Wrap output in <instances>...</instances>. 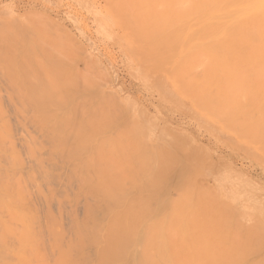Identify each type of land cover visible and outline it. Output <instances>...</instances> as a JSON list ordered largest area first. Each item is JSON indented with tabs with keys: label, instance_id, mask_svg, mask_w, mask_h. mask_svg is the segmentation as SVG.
Listing matches in <instances>:
<instances>
[{
	"label": "bare ground",
	"instance_id": "obj_1",
	"mask_svg": "<svg viewBox=\"0 0 264 264\" xmlns=\"http://www.w3.org/2000/svg\"><path fill=\"white\" fill-rule=\"evenodd\" d=\"M103 2L109 8L110 13L109 12L108 13L109 14L112 13L111 14L112 16H113V14L116 15L121 22V27L122 26L126 27V29L123 27L122 28L126 30L127 35L129 37L136 38L137 40H139L142 43L141 48L143 49L144 52H147L146 56L150 57V58H147V61L153 67L154 71L159 73V78H158L159 79V88L160 87L164 88L167 86V84H171V86H173V88H174L173 92L179 93V95L182 98H184L186 101H188L193 110L200 111V113H201L200 115L205 117L203 119L206 121V123L210 124V126L213 130H214V128H216V130L218 131V133L220 135H225L227 138H230V139H231V136H233L238 141L237 144L240 146L241 149H243L244 147H247V146L251 147V149L255 150L258 153V155L260 156V158L264 161V0H103ZM106 5H105V7H106ZM26 13H24L25 16L27 15ZM108 13H107V15H108ZM5 14H6V12H5ZM30 14L33 16L32 13H30ZM30 14H28V15L30 16ZM43 16H45V15H43ZM26 19L28 20L29 17ZM42 19H44V18H42ZM46 19H48V18H46ZM50 22H48V23H50ZM12 27H14V25L13 26L11 25V28L8 27V29L10 30V29H12ZM2 29H4V28H2ZM8 29H5L3 31L7 32ZM15 29H18V28H15ZM19 30H21V29H19ZM32 31H33L32 34H34L35 30H32ZM53 32H55V31H53ZM14 33H16V32H14ZM21 33H22V31H21ZM24 34H23V36H24ZM14 35H16V34H14ZM18 35L21 36V34H18ZM36 35H37V37L40 36V35L38 36V34L35 33V36ZM64 36H65V34H64ZM12 37L14 38L15 36L12 35ZM37 37H35V39H33V37H32L31 39L37 40V42L39 44H41L38 41L40 38L38 39ZM42 38H44V36ZM45 39L47 42V38H45ZM23 40H25V39H23ZM56 41L59 42L58 40H56ZM0 42L3 43V41H0ZM21 42H22V40H21ZM126 42H127V40H126ZM26 43L28 44V42H25V47H26ZM33 44H31V45H33ZM5 45H6V43H5ZM7 45L10 46L9 43ZM43 45L45 46L44 42H43ZM43 45L41 44L38 46L43 47ZM47 45H48V42H47ZM27 46H30V45H27ZM56 46H57V44L55 45V47ZM4 47H6V46H4ZM11 47H12V44H11ZM16 47H17V45H16ZM58 47H60V44ZM19 48H21V47H19ZM30 48H31V46H30ZM76 48H78V47H76ZM25 49H23V51H25ZM2 50H5V49L2 48ZM15 50H16L15 52H17L16 48H15ZM54 50L56 51V49H54ZM78 50H81V48L79 47ZM7 51H10V50H6L5 53ZM21 51H22V49H21ZM49 51H50V49H49ZM82 51L83 50H81L80 52H82ZM2 52L3 51H1L0 53H2ZM26 52H28V51L26 50ZM32 52H29V54ZM80 52L77 51V54ZM10 53H12V52L10 51ZM10 53H8V54H10ZM23 53L24 52H22V54ZM62 53L63 52H61V54ZM12 54H10L8 56H12L11 58L13 59L14 55H12ZM61 54L59 53V55H61ZM26 56H25V59H27ZM29 56H31V54L28 55V57ZM35 56H37V55L35 54ZM4 57H6V56H4ZM4 57L2 56L1 58H4ZM61 57H62V55H61ZM80 57H81V54H80ZM11 58L9 59V62L6 60L8 62V64L6 66L11 64V62H16V61H11L12 60ZM14 58H15V56H14ZM21 58L22 57H20V60H18V61H20L23 64L24 62H22L23 60L21 61ZM30 58L33 59V56L29 57V59ZM38 58H39V54H38ZM44 58H46V57H44ZM56 58H57V56H56ZM7 59H8V57H7ZM29 59H27V62H28L27 64L31 66V64L35 61L33 60L32 63L29 64V61H30ZM60 59H58V60H60ZM63 59L65 60V58H63ZM71 59H73V58H71ZM75 59L78 60V58H75ZM91 59H90V61H91ZM136 59H137V57H136ZM85 60H86V58H85ZM24 61H26V60H24ZM42 62H43V60H42ZM85 62H87V61H85ZM87 63H89V62H87ZM91 63H93V62H91ZM12 64L14 65L15 63H12ZM22 64L20 65V67L18 69H20L21 66H25V68H26L27 64H25V65L24 64L22 65ZM38 64H39V62H38ZM45 64H46V62H45ZM93 64H95V63H93ZM13 65H10V66L14 69ZM62 65L65 67L64 64H62ZM90 65L91 64H89V66ZM0 66H1L0 68H2V71L4 68H7L4 70L9 72L8 67H6V66L4 67L2 65H0ZM17 66L15 64V67H17ZM48 66L49 65H47L45 67V69ZM37 67H39V66H37ZM71 67L73 68V66H71ZM74 67H75L74 72L78 74V72H76L77 69H76L75 65H74ZM81 67H82V65H81ZM96 67H97V65H96ZM61 69H63V68H61ZM65 69L67 70V68H65ZM94 69H96L95 66H94ZM11 70L9 73L12 75L13 72H11ZM15 70L16 71H14V70L13 71L18 72L17 69H15ZM27 70L30 71V69H27ZM27 70H25V71H27ZM28 71H27L26 75H28ZM68 71H70V70H68ZM78 71L81 72L82 70L78 69ZM86 71H88V70H86ZM96 71H99V70H96ZM21 72H19V73H21ZM84 72L85 71L81 72L83 76L88 75V74H86L87 72H85V74H83ZM92 72L94 73V71H92ZM92 72L90 71V73H92ZM2 73H4V72H2ZM51 73H53V72L51 71ZM64 73H66V71H64ZM103 73H104V71H103ZM10 74H7V75L9 76ZM30 74H32V70H31ZM34 74H32V78L34 77ZM41 74H43L42 71H41ZM45 74H47V73H45ZM98 74L99 73H97V75ZM101 74L102 73H100L99 76ZM14 75H12V76L15 78H18V76H17L18 73H17V75L14 73ZM58 75H56V76H58ZM82 75H80V76H82ZM154 75H155V73H154ZM20 76L22 77V74ZM20 76L18 78L19 80H21ZM24 76L25 75H23V77H22L23 79H24ZM72 76H75V75H72ZM78 76H79V74H78ZM10 77L11 76H9V78ZM13 77H11L12 80H15V78L13 79ZM43 77H44V75H43ZM86 77H84L85 81L87 79ZM100 77H102L101 79H105V78H103V77H105L104 75L100 76ZM34 78H36V77H34ZM38 78H36V79L38 80ZM40 78H39V80H40ZM42 78H41V80H42ZM75 78H76V76H75ZM4 79H6L5 76H4ZM46 79H45V77L43 78L44 82ZM79 79H81V77ZM25 80L23 82L24 84H25ZM8 81L10 82L11 80L9 79ZM28 81H29V77H28V80L26 81L27 86L30 84V82L32 80H30L29 83H28ZM100 81L101 80H99V82H98L99 84H100ZM88 82H89V80H87V82H86L87 85L89 84ZM103 82H102V85H103ZM23 83H21L20 85H22ZM41 83H42V81H41ZM78 83L76 82L75 86ZM92 83H94V81H92ZM15 84H16V82L14 83V85ZM9 85H11V82ZM20 85H18V86H20ZM44 86H46V85L44 84ZM57 86H58V84H57ZM16 87H17V84L15 87H13V89H15ZM20 87H17V90L15 89L17 91L16 93L19 92ZM28 87L30 89L31 84ZM59 87H61V86H59ZM76 87H74V89ZM42 88H44L47 92L48 87L47 88L42 87ZM42 88H41V90H42ZM1 89H2V87H1ZM9 89L10 88H8V90ZM31 89H32V87H31ZM4 90H5V88H4ZM30 90H27V91L30 92ZM41 90L39 91V93L41 92ZM61 90H63V89H61ZM78 90H82V89H79V87H78ZM169 90H171V89H169ZM54 91L55 90H53V92H51L49 94L54 93ZM71 91H72V89H71ZM5 92H7V91H5ZM25 92H26V90H25ZM31 92H32V90H31ZM57 92L60 93L59 90H57ZM76 92H77V90H76ZM19 93H21V92H19ZM30 93L26 92L24 94L25 95L28 94L27 96H29ZM2 94H3V92H2ZM75 94L77 95V93H75ZM78 94H79V91H78ZM81 94L84 95V93H81ZM91 94H92V92H91ZM107 94L110 96V93H107ZM35 95L37 96L36 92H35ZM43 95H46L45 92ZM62 95H61V97L60 96L59 97L62 98L63 97ZM93 95L94 94H92L91 96L93 97ZM105 95H106V93H105ZM21 96H22V94H21ZM47 96H51V95H47ZM89 96H87V97L82 96L81 98H83V100H85V97L88 98ZM40 97H42V96H40ZM40 97H38V99ZM44 97H46V96H44ZM51 97H50V101L53 98V97L52 98ZM8 98H9V96H8ZM22 98H23V96H22ZM54 98H55L54 101L56 102V97H54ZM97 98L99 99V97H97ZM101 98L103 99L104 97H101ZM169 98H171V97H169ZM30 99H31V97H30ZM41 99H39V100H41ZM107 99H108V97H107ZM111 99H113V98H111ZM13 100H15V99H13ZM39 100H38V102L40 104ZM45 100H46V98H45ZM74 100H75V102L77 101L75 98H74ZM83 100H81L80 105L83 104V102H84ZM99 100H101V99H99ZM31 101L34 102L35 100H31ZM48 101H49V99H48ZM78 101H80V100H78ZM87 101H88V99H87ZM91 101H93V100H91ZM115 101H117V100H115ZM28 102L25 103L27 106H28ZM33 102H31V104L34 107H36L33 104ZM109 102H110V100H109ZM48 103L49 102H46L45 105ZM93 103L95 104L96 101L95 102L93 101ZM97 103H99V102H97ZM102 103L105 104L104 101H102ZM25 104H24V108L26 106ZM39 104L37 103V105H39ZM49 104H51V103H49ZM60 104L61 103L59 101V102H57L56 105L60 106ZM63 104L65 105V102ZM89 104H91V103H89ZM112 104L114 105V103H111V105ZM18 105H21V103L18 104V102H17V106ZM43 105H42V107L44 108ZM53 105L55 106V104H53ZM77 105H79V102H77ZM85 105H88V103L86 102ZM92 105H88L87 107L90 106L89 109H91ZM3 106H5V105H3ZM8 106H6V107H8ZM71 106H73V105H70L69 108H71ZM75 106H76V104H75ZM83 106H84V104H83ZM98 106H100V104ZM19 107H18V109H19ZM60 107L62 108V106H60ZM84 107H86V106H84ZM120 107H119V109H120ZM0 108L2 109L3 107H0ZM39 108H41V106ZM64 108H66V105ZM1 109H0V111H1ZM13 109L15 110L17 108H13ZM32 109H34V108L32 107ZM74 109H76V107ZM139 109H140V107H139ZM139 109H137V111ZM3 110H5V109H3ZM3 110H2V112H3ZM25 110H26V108H25ZM52 110H54V109H52ZM141 110H143V109H141ZM20 111H22V110H20ZM35 111L37 112V110H34V114H36V115H34L35 118L30 119V120L34 121L36 118L39 117V116H37L38 112L35 113ZM82 111H83L82 114L86 113L83 110V108H82ZM94 111H96V112L100 111L101 112V109L98 111L94 109ZM103 111H107V112H101V113L106 114V113H108L109 110L104 109ZM2 112H0V264H264V242H263L264 240L262 239L264 237V226L261 225L262 222H261V224L259 223V221L257 222V218H256L257 216L255 215L256 216L255 222L259 223L260 227L258 226L259 228L255 227L256 229L255 228H253V229H255V231L259 229L258 230L259 232L258 231L254 232L253 229L251 231L250 230L252 228L251 227L250 229H248L250 231V233L246 232L245 230H240V229H239L240 233H238V231H239L238 228H236V230H235V228L233 227L234 225L232 226L233 221L236 219H233L234 218L233 217L232 223L229 224L227 222L228 218L226 219L225 215L224 214L222 215V213H223L222 207L227 206V205L223 206L224 204H226V202L224 203L222 200L219 201L218 200L219 197L217 195L212 194L211 190H210V192H208L209 191L208 190V191H206V193H203V192L200 193L199 192L200 188L196 186L198 184L197 181L194 182L195 184L197 183L196 185H190L191 182H190V184L187 182H186L187 184H184L185 179H186L185 178L184 182H182L184 184V186L182 185V183H180L181 180L179 179V177H181L182 174H180V172L177 171L180 176L178 175V173L176 172L178 167H176V165H174V164L179 165V163L181 162V161L178 162L179 161L178 154H177L178 158L176 156H173V155L171 156V153H169V152H172V151L168 152L165 147L163 148L161 145H158V144H155L156 145L155 148L158 145L157 149L162 147L163 150H161V148H160L159 150H157V153H158L157 154L156 149H155V152L153 151L154 149H152V151L155 153L154 154L151 151V147L154 148V146L151 145V147H149V149H148V147H146L147 145L145 146V144H143V143H142L143 146L141 145V143H140V146H138L139 144H136V147L138 146V149H137L138 151L141 150L140 148L142 146L144 149L142 148L141 152L143 153L144 152L143 150H145L146 153H144V154H147L146 156H147L148 162H146V159L143 162L140 160L142 159V157H145V156L141 155L139 152V154L142 157L140 156L141 159H138V160H139V162H141V164L143 162V164H142L143 166L149 167L148 165H150V168H153L158 162H161L162 160L158 159V162L156 163L157 159L155 160V155L157 154L156 156L158 157L159 153H161L160 154L161 157H162V153H163V155H166V153H168L167 156H165V157L167 159L170 156V158H168V160H167V162L169 161L170 164L166 162L165 158H162L163 162L165 161L166 163L161 162L158 164L159 166L156 165L158 167V168L157 167L156 168L159 170L157 175H159V176L155 175L156 176L155 179H154V174L152 176V173L149 170L147 171V172H150L149 174L144 172V170H145L144 168L141 170L135 171L136 174H138L137 172H141L140 173L141 175L145 173L144 175H145V177H147L144 179L143 178L144 176H142V178L146 181H144L140 177L144 181V188H145V191H143L144 193L140 194L139 190L137 192L136 191L137 189H134L137 194L135 196L129 195V194H131L130 191L131 192L133 191L131 189L132 188V186H131L129 188L130 191H128L129 189L127 190L129 194L126 191L125 194L115 195L110 190H107V187H109L108 184L112 183V182H110L111 180H108L110 177H103V175L99 172V174L102 175V177L97 178V176H98L97 172L99 170L97 168H99V167H97L95 169L93 167H91L92 166L91 159H92L93 163L96 164V166H100L99 164L101 163L100 162L101 159H99L101 156H99L98 153L96 156H98L99 158L98 159H97V157L95 158V153H96L95 149L96 148H94V147H96V145H97L95 142H94L95 144L91 145V146H93L94 151L90 150V149H92L89 147V144L91 143L90 141L88 142V144L87 143L85 144V142H87V141L80 142V143H83L85 145L80 144L79 147L88 146V148L86 147V149H89L90 153L91 152H95V153L94 154L91 153L92 154V155H90L91 157L87 156V155L85 156V154L89 150L88 151L86 150L87 152L85 153V149H83V150L81 149L82 153H80V154H83V152L85 153V154H83L85 157L84 158L81 157L82 161H83V159L85 160V158L86 159L88 158V161L87 162L85 161L82 163V161L80 160L81 162L79 163L76 161V159H77L76 158L72 162H69L70 165H67V168L73 169V167H75L76 169L79 168L80 170H82V172H84V171H86V168L88 166L84 167L82 164H85V165L91 164V166H89L90 167L89 169L91 170V172L94 173L95 170L97 169L95 172V173H97L96 177L95 176L93 177V175H90L91 172H90V170L87 169L88 171H86V172H89L90 174L87 175V173L84 172L83 174H86L87 176L83 177V174H82L80 176L83 180L82 179L79 180L80 177H78V175H79V173H77L78 171L76 172L75 171L76 169H74V171H75L74 172L71 169L70 171L75 173L74 176L76 175V173L78 175H76L75 177L73 176V178L68 177L69 179L68 178L66 179L64 177L65 174H62L63 178H65L62 181L59 180L60 178H62V175L59 177V179H53L52 177H50L48 175L49 176L48 177L49 179H48L47 175H46V177L43 176L48 171L42 165L43 163L41 164L39 161L36 164L37 166L34 167V169H35L34 170L29 166V164H27V159H29L27 156L23 157L24 160L27 157L26 161H24L23 159H20L21 157H19V154L26 153V152L21 153L23 150V149L21 150V148H24V150H26L25 149L26 147H25V145H23L24 147L21 146V148H19L21 151L17 152V150H18L17 146H19V145H16V143L18 144L19 142L15 143V139L16 140H18V139H17V137H15V139H14V136H16V135H13V133L14 134H16V133L20 134V132H16V133L14 132L16 130L14 128H16V126H17L16 125L15 127H13L14 126L13 125L14 120L12 121V124H11V120L14 119L13 117H15V115L12 116L14 113L10 112L12 114L11 115L8 112L10 114L9 115L6 112L8 114L6 116V114H2ZM66 112L67 111H65V109H64L62 114L64 113V116H66V115L70 116ZM74 112H76V111L74 110ZM100 112H99V115H101ZM139 112H140V110H139ZM47 113H48V115L50 114L49 112H47ZM60 113L61 112L58 110V114H59L58 116L63 117V115H60ZM65 113H66V115H65ZM91 113H93V112H91ZM91 113H90V115H92ZM22 114H21V117L23 116ZM108 114L106 115V117H105V115H101V116H104L105 118L104 117H102V118L106 119V118H108L107 116H109ZM26 115H28V114H26ZM44 115H43V117L42 116L39 117V121H40V119H42V121H40V124H41V122L43 123L45 121L43 123V125L45 124V126H46L49 123V122H47V124H46V121H48L49 118L48 119L45 118L46 120L45 119L43 120ZM142 115H143V113H142ZM9 116H12V117H9ZM32 116H30V117H32ZM46 116L47 115H45V117ZM68 116H67V123L72 122V121H70L72 119L69 120ZM93 116H95V115H93ZM18 117H20V116H18ZM52 117L53 116L50 117L51 118L50 121L54 118V117L53 118ZM62 117H60V118H62ZM60 118L59 117L57 118L58 122L60 121L59 120ZM70 118H72V117H70ZM83 118L80 119V117H79V120L80 121L84 120ZM90 118H91V116H90ZM109 118L108 119L111 121L112 120L111 117H109ZM141 118H142V116H141ZM148 118H145V119H148ZM55 119H56V117H55ZM104 119H101V120H104ZM139 119H140V117H139ZM24 120H25V118L23 119V121ZM62 120H64V119H61V121ZM73 120H74V118H73ZM79 120H77V121H79ZM33 121H32V123H34ZM77 121H73V122H77ZM110 121H108V122L110 123ZM16 122H19V121H16ZM16 122H15V124H16ZM54 122L58 123L55 120L52 123H54ZM63 122L64 121H62V123ZM32 123H30V124L32 125ZM36 123H38V122H36ZM36 123H34V124L36 125ZM58 124H61V123H58ZM113 124H114V122H112L111 125H113ZM119 124H120V122H119ZM20 125L18 124V126H20V128L19 127H17V128H19V129L22 128V131H24L23 126H22L23 123ZM54 125L50 124L51 132L57 131V129L53 130L52 127ZM56 125H55V127H56ZM61 125L65 126V122H64V125L63 124H61ZM61 125L60 126L57 125V126L62 127ZM80 125L82 126L83 124L80 123ZM106 125H108V124H106ZM133 125L134 124H131V126H133ZM153 125H151V126L154 127ZM42 126L40 125V128H39L40 130H43L41 128ZM143 126L144 125H142V127ZM55 127H54V129H55ZM80 127L78 129H80ZM148 127H150V125H148L147 128L145 127L144 129H150V128L153 129L152 127H150V128H148ZM44 128H46V127H44ZM47 128H49V127L47 126ZM47 128L45 129V131H47ZM64 128H63V131L65 132V135L68 136L67 131H69V128H67L68 130L66 129L67 131H65ZM115 128H118V127H115ZM60 129L62 130V128H60ZM104 129H105V127H104ZM123 129L124 128H122V130ZM133 129H132L133 132L135 129H136L135 130L136 132L138 130L137 128H135L134 130ZM144 129H141L140 131H142ZM50 130H49V132H50ZM61 130H60V132H62ZM80 130L81 131L78 130L76 132H78V134L80 133V135H81V132L83 130L82 129H80ZM108 130H106V131H108ZM118 130L117 131L115 130V132H118ZM130 130H131V128H130ZM92 131H94V130L92 129ZM57 132H59V130ZM124 132H125V130H124ZM161 132H162V130H161ZM31 133L32 132H30V134ZM119 133H120V131H119ZM119 133H115V134H117V136L119 137V135H120ZM171 133L172 132H170V134ZM23 134L24 135H22V136L24 137V139L22 138L23 140L21 139L22 140L21 142L25 141V142H27L26 144H28L29 141H27V139H26L27 135H25L26 134L25 132ZM40 134H42V133H40ZM49 134H51V133H49ZM84 134H86V133H84ZM115 134H113V135H114V138L116 140L117 137H115ZM144 134H147V133H144ZM144 134H142V135L144 136ZM162 134L163 133L156 134V135L163 136L164 134L163 135ZM173 134H171V137H170V135H168V136L171 139H172V137L174 139V137L176 136V139H177L178 136L175 133H173ZM87 135H85V137H87ZM132 135H134V134H132ZM165 135H167V134H165ZM60 136H62V135H60ZM90 136H91V138L88 140L92 139V141H94V140L96 141V139H93V138H96L97 135H95V134L91 135V133H90ZM93 136H95V137H93ZM111 136H112V134H111ZM134 136H136V135H134ZM56 137H57V135L55 136V139L57 140ZM74 137H76V136H74ZM124 137H125V135H124ZM137 137H139V136H137ZM79 138H80V136H79ZM144 138H143V140H144ZM85 139L86 138L79 139V141L85 140ZM117 139L121 140L122 137L117 138ZM127 139L130 141L133 138L127 137ZM157 139H158V137H157ZM179 139H181V138L179 137ZM28 140H29V137H28ZM48 140L49 139H47L46 141H48ZM120 140H118V143H120L119 142ZM123 140L124 139H122L121 143H123L125 141V140L124 141ZM19 141H20V139H19ZM114 141H112V142L113 143L117 142V140L115 142ZM166 141H168V140L166 139ZM174 141H176V140L174 139ZM179 141H181V140H179ZM179 141L177 140V142H179ZM30 142H31V145L29 144L28 147L34 146L32 144L31 139H30ZM54 142H56V141H54ZM58 142L59 141H57L56 144H59ZM126 142H127V140H126ZM131 142H130V145H131ZM147 142H148V140H147ZM171 142H169V143H171ZM97 143H98L97 146H99L98 141H97ZM180 143L182 146L183 142H180ZM180 143H178V144H180ZM178 144L175 143L173 145H175L174 147L177 148L176 145H178ZM187 144H189V143H187ZM51 145L54 146L55 143L51 144ZM59 145H60L59 147L61 148L62 147L61 143ZM77 145H79V144H77ZM56 146H58V145H56ZM131 146H133V145H131ZM178 146L179 147H178L177 151L179 149H181L183 151V147H180V145H178ZM59 147H54V148L60 149ZM99 147L101 148V146H99ZM115 147H117V146L115 145ZM120 147H118V148H120ZM123 147H125V146L123 145ZM184 147H185V145H184ZM29 148H31V147H29ZM34 148L35 149L37 148V150H38L37 146L36 147L34 146ZM34 148H31V149H34ZM118 148H117V150L120 151V149H118ZM129 148L130 147H128V150H129ZM97 149H99V148H97ZM121 149H122V147H121ZM134 149L136 150V148H134ZM39 150H40V148H39ZM43 150H44V148H43ZM160 150L163 152H161ZM194 150L197 152V149H194ZM28 151H29V149H28ZM40 151L42 152V150H40ZM122 151L119 153H122ZM129 151H131V153H134V152H132V149ZM129 151H125L127 157H128L127 154ZM138 151H135V152L138 153ZM164 151H165V153H164ZM184 151H185V149H184ZM31 152L33 153L32 150H31ZM59 152H60V154H62V150H59ZM78 152H80V149ZM78 152H76L77 155H78ZM32 153L30 155L28 152V154L30 156L34 157L35 154L33 156ZM34 153H35V151H34ZM148 153L152 154L153 159L150 157L151 155H149ZM181 153H183V152H181ZM72 154H73V152H72ZM74 154H75V152H74ZM134 154H136V153H134ZM134 154H133V157L130 154L129 157L130 156L131 157L129 159H131V160L134 159V156H135ZM183 154H185V152ZM190 154L193 156L195 154V152L193 153L192 149H191ZM200 154L204 155L203 153H200ZM100 155H102V153ZM124 155L123 154L121 155L122 158ZM160 155L158 158H161ZM175 155H176V153H175ZM187 155H188V153H187ZM38 156H40V155H38ZM92 156H94L93 157L94 159L92 158ZM126 156H124V159L126 161H128L125 158ZM135 157L138 158V154ZM148 157L152 160H155V161L151 162V160H148L149 159ZM171 157L174 158L173 159L174 162H173ZM189 157L190 156L188 155V158ZM193 157H195V155ZM193 157H192V159H193ZM196 157H197V155H196ZM136 158L132 161L133 162L138 161ZM198 158H197V160H199ZM200 158H203V156H200ZM95 159H97L96 161L97 162L99 161V162L95 163L94 162ZM175 159H177L178 161L177 160L175 161ZM192 159H188V160L190 161ZM203 159L205 160L206 158H203ZM40 160H41V158H40ZM46 160L48 161V159H46ZM41 161H44V160H41ZM75 161L77 162L76 163L77 166H76V164H73ZM122 161H124V160H122ZM126 161H124V162H126ZM149 161H150V164H148ZM189 161H187V162H189ZM139 162H136V164L133 166L134 167L140 166L141 164ZM203 162H202V164H203ZM28 163H30V162H28ZM50 163H52V162H50ZM144 163H147L148 165L147 164L144 165ZM151 163H155V164H153L154 165L153 167L151 166ZM172 163H173L172 166L176 167V170H174V171L177 174L174 173V171H173V169L175 167L173 168L172 166H170ZM192 163H193V161L192 162L190 161L188 164L186 163L187 165L182 164V168L187 167L188 172L191 169L190 172L188 173L189 175H191L190 173H191V171H193V168L190 167L192 165ZM206 163L209 164V162H206ZM64 164H67V163H64ZM79 164H81L83 167L81 165L79 166ZM94 164H93V166L96 167ZM118 164H116V165L119 166ZM125 164H127V163H125ZM137 164H139V165H137ZM44 165H45V163H44ZM188 165H189V167H188ZM196 165H197V163H196ZM47 166H48V163H47ZM65 166L63 168H65ZM70 166H71V168H70ZM193 166L194 165H192V167ZM198 166H200V163L198 164ZM209 166L211 167V165H209ZM209 166L206 164L205 169H207ZM122 167H124V166L122 165L121 168ZM128 167H130V165H128ZM61 168H62V166H61ZM69 169H68L67 174L70 173L69 175H71L72 172H70ZM130 169L133 170L131 167H130ZM110 170H112V169H110ZM110 170H108V172ZM184 170H185V168H184ZM142 171H143V173H142ZM208 171H209V168H208ZM196 172L198 173V171L196 170V167H195L194 172H193V173H195L193 176L194 179H196L195 178V176L197 175ZM199 172H201V171H199ZM215 172H216V170H215ZM63 173H65V171ZM173 173L177 175L175 178H172V175H174ZM35 174H38V176ZM40 174H41V176H40ZM136 174L134 175V179H136V177L139 178V176H141L139 174L137 176ZM201 174L202 173H200V175ZM149 175H151V177ZM166 175H167V178H166ZM88 176H90V177L88 178ZM91 176L95 179V181L97 180L96 182L95 181L92 182V184H91V181L94 179ZM205 176H208V175H205ZM229 177H233V176L231 175ZM87 178L90 182L87 181ZM105 178H108L107 179L108 181ZM99 179H101V180H99ZM110 179H112V178H110ZM141 179H139V181ZM181 179H182V177H181ZM188 179H189V177H188ZM217 179H218V181L215 184H217V187L219 188V192H220V188H222L223 184H221L219 187L218 183L220 184L219 181H221L222 179H219V177H218L215 179V181ZM84 180L88 184L89 187L87 185L84 186L85 185ZM193 180H192V182H193ZM143 181L140 182V185H139L140 187H141V185H142L141 183ZM98 182L100 185L97 184ZM105 182H108L107 183L108 186L105 184ZM199 182H200V185H198V186L202 187V190L204 191L208 187L207 186L208 184L205 185V182L201 179L199 180ZM103 183H104V187H103ZM129 183L131 184V182H129V181H128V183L126 182V184L130 185ZM136 183H137V181H136ZM207 183H209V182H207ZM114 184H116V183H114ZM179 184L181 186H179ZM185 185H187V186H185ZM188 185H189V188H188ZM209 186H211V185L209 184ZM84 187L85 188L87 187L88 191ZM99 187H101V188H99ZM137 187H135V188H137ZM148 187H150V188H148ZM195 187L197 188V190H196L197 192L194 191ZM103 188H105V189L103 190ZM151 188L153 189V191H151ZM208 188H210V187H208ZM223 188H222V190H223ZM93 189H95V191H92ZM138 189H139V187H138ZM148 189H150V191ZM99 190H101V191H99ZM104 191H106V192H104ZM135 192L133 191L132 193L135 194ZM83 193H85V194H83ZM170 193H171V195H172V193H174V194L172 196H169ZM263 195H264V193H263ZM131 196H133V197H131ZM173 196H175V197H173ZM128 197H129V200L127 199ZM127 200H128V203H125V205H126L125 206L124 202ZM221 202L224 204H221ZM216 207L218 209H216ZM232 208H234V207H232ZM234 210H236V208ZM225 212H227V211H225ZM231 212H234V211L228 210L227 217L229 216V213H231ZM233 214L235 216V213H232V214H230L229 218ZM236 214H237V212H236ZM248 216H250V215H248ZM247 219H249V218H247ZM251 221H253V220L251 219ZM236 222H237V220H236ZM245 223H246V221H245ZM252 226H253V224H252ZM255 226H257V225L255 224ZM261 226L263 229H261ZM228 227H229V229H228ZM246 228H248V227H246ZM231 232L234 234H232ZM235 233H237V234H235Z\"/></svg>",
	"mask_w": 264,
	"mask_h": 264
},
{
	"label": "rangeland",
	"instance_id": "obj_2",
	"mask_svg": "<svg viewBox=\"0 0 264 264\" xmlns=\"http://www.w3.org/2000/svg\"><path fill=\"white\" fill-rule=\"evenodd\" d=\"M105 3L103 2V0H0V41H3V43L2 42H0V52L1 51H3L2 53H0L1 55H0V65H2V66H6L7 64H8V62H9V59L12 57V56H8V55H10V54H12V55H14L15 56V58H14V56H13V59L11 60V61H16V62H11V64H9L8 66H6V67H8L9 68V72H10V70H11V72H13L12 73V75H14V73L17 75V73H18V78H19V76L22 74V77H23V75H25L24 76V79L20 76V79L21 80H19L18 78H15V77H13L8 71H5L4 69H7V68H4L3 69V71H2V68H0V107H3L2 109H1V111L0 112H2V110L3 109H5V110H3V112H2V114H6V116L11 112V113H14L12 116H14L15 115V117H13L14 119H12L11 120V124H12V121H13V127H15L16 125V128H14V129H16L14 132L16 133V132H20V134L19 133H16V134H14L13 133V135H16V136H14V139H15V137H17V139L18 140H16L15 139V143L16 142H19L18 144L16 143V145H19V146H17V152H20L22 149V152L21 153H23V152H26V153H23V154H19V157H21L20 159H23V157L24 156H27L29 159H27V164H29V166L32 168V169H34V167H36L37 165V163L40 161V163L46 168V170H48L47 171V173L45 174V175H43V176H45L46 177V175H47V178L50 176V177H52L53 179H59V177L62 175V174H65L64 175V177L67 179L68 177L69 178H73V176H74V172L76 171H78L77 173H79V175L76 173V175H78V177H80V179L79 180H81L82 178H81V176L80 175H82L84 172H86V171H88V170H90L89 168V166H91V164H92V166L91 167H93L94 169L95 168H97V167H99V168H97V169H99L98 170V176L96 175L97 173H95L96 172V170H95V172L93 173V172H91V170H90V172H91V174L89 173V172H86L87 173V175L88 174H90V175H93V177L95 176H97V178H101L102 177V175H103V177H110V178H112V179H108V178H105L106 180L108 179V180H111L110 182H112V183H109L108 185H109V187H107V190H110L113 194H115V195H120V194H125L126 193V191L132 186V190L135 192V190L134 189H137L136 191L138 192V190H139V193L140 194H142V193H144L143 191H145V188H144V181H146V180H144L145 178H147V177H145V173L144 174H140L141 172H137L139 175H141V176H139V178H137L136 176V179H134V175L136 174V170L138 171V170H141V169H145L144 170V172H146V173H152V176H153V174H154V179L156 178V176L155 175H157L158 174V167L157 166H159L158 164L159 163H161V162H163V159L162 158H165L166 159V157L165 156H167V154L168 153H166V155H163V153H162V157H161V153H159V155H160V157L161 158H158L159 157V155H158V157L156 156L158 153H157V150H159L160 148H161V150H163L162 149V147L164 148H166V150L169 152V151H172V152H169V153H171V156L173 155V156H176L177 157V154H178V159H179V161L177 160V159H175V161L177 160L178 162H180L179 163V165L178 164H174V165H176V167H178V169L176 170V167L174 168L172 165H173V163L170 165V166H172L174 169H173V171L174 170H176V172L177 171H179L180 172V174H182V179H181V177H179L180 175H179V173H178V177H179V179L181 180L180 181V183H182V182H184V179H185V182H184V184H187V183H189L190 184V182H191V184L190 185H196L197 183V187H199L200 188V190H199V192L201 193V192H203V193H206V191H208V192H210V190H211V193L212 194H214V195H217L218 197H219V201H223L224 203L226 202V204H224V203H222L221 202V204H224L223 206H225V205H227V206H225V207H222V211H223V213H222V215L224 214L225 215V217H226V219H227V222L229 223V224H231L232 223V221H233V219H236L237 220V222H236V220H234L233 221V224H232V226L235 228V230H236V228H238V230L240 229V230H245L246 232H248V233H250V231L248 230V229H250L251 227V231H252V229L253 228H257L258 226H259V223L261 224V222H262V226H264V195H263V193H264V161L260 158V156L258 155V153L255 151V150H252L251 149V147H249V146H247V147H242L243 149H241L240 148V146L237 144V140H236V138H234L233 136H231V139L230 138H227L225 135H220L219 133H218V131L216 130V128H214V130L211 128V126H210V124L209 123H206V121L203 119V118H205L204 116H201L200 114V111H195V110H193L192 108H191V105L189 104V102L188 101H186L184 98H182L180 95H179V93H176V92H173L174 91V88H173V86H171V84H167V86L166 87H164V88H159V73L158 72H155L154 71V69H153V67L150 65V63L147 61V58H150V57H148V56H146V54H147V52H144L143 51V49L141 48V42L139 41V40H137L136 38H133V37H129L128 35H127V33H126V27H124V26H122L123 28H125V29H123L122 27H121V22H120V20H119V18L116 16V15H114L113 14V16L111 15V14H109L110 12H109V8H108V6L106 5V7H105ZM29 13H28V12ZM5 12H6V14H5ZM26 13L27 15L28 14H30V13H32L33 14V16L30 14V16L32 17H30L29 15L27 16H25L24 15V13ZM109 12V13H108ZM107 13H108V15L110 16H108L107 15ZM42 14V15H41ZM43 15H45V16H43ZM43 16V17H42ZM28 18L29 17V19L27 20L26 18ZM42 18H44V19H42ZM46 18H48V19H46ZM51 18V19H50ZM111 19V20H110ZM44 20V21H43ZM51 21V22H50ZM48 22H50V23H48ZM111 24H110V23ZM3 23V24H2ZM31 23V24H30ZM33 23V24H32ZM44 23V24H43ZM46 23V24H45ZM7 24V25H6ZM10 26H9V25ZM114 24V25H113ZM11 25L13 26L14 25V27H12V29H8V27L9 28H11ZM16 25V26H15ZM116 25V26H115ZM56 26V27H55ZM59 28H58V27ZM111 26V27H110ZM123 30H121L119 27ZM6 27V28H5ZM41 27V28H40ZM43 27V28H42ZM49 27V28H48ZM2 28H4V29H2ZM15 28H18V29H15ZM47 28V29H46ZM61 28V29H60ZM118 28V29H117ZM5 29H8L7 30V32L6 31H3V30H5ZM19 29H21V30H19ZM45 29V30H44ZM13 32H12V31ZM32 30H35V33L36 34H38V36L39 37H37V35L35 36V33L34 34H32L33 33V31ZM45 32H44V31ZM52 30V31H51ZM3 31V32H2ZM20 31V32H19ZM21 31H22V33H21ZM53 31H55V32H53ZM63 31V32H62ZM14 32H16V33H14ZM58 32V33H57ZM4 33V34H3ZM7 33V34H6ZM13 33V34H12ZM25 33V34H24ZM40 33V34H39ZM43 33V34H42ZM52 33V34H51ZM56 33V34H55ZM14 34H16V35H14ZM18 34H21V36L20 35H18ZM23 34H24V36L26 37H24L23 36ZM64 34H65V36H64ZM9 35V36H8ZM12 35L13 36H15L14 38L12 37ZM29 35V36H28ZM33 35V36H32ZM42 35V36H41ZM4 36V37H3ZM44 36V38H42ZM68 36V37H67ZM72 38H71V37ZM33 37V39H35V37H37L39 40V42L43 45V42H44V44H45V46L43 45V47H41V46H38V45H41V44H39L38 42H37V40H33V39H31ZM54 37V38H53ZM70 37V38H69ZM123 37V38H122ZM10 38V39H9ZM16 38V39H15ZM19 38V39H18ZM22 38V39H21ZM28 38V39H27ZM36 38V39H37ZM43 40H42V39ZM45 38H47V42H48V45H47V42H46V39ZM68 38V39H67ZM23 39H25V40H23ZM60 39V40H59ZM74 39V40H73ZM127 40V42H126V40ZM8 40V41H7ZM12 40V41H11ZM21 40H22V42H21ZM56 40H58L59 42H57ZM124 40V41H123ZM10 44V46L9 45H7L8 43ZM25 42H28V44L26 43V47H25ZM32 42V43H31ZM65 42V43H64ZM76 42V43H75ZM5 43H6V45H5ZM34 43V44H33ZM38 43V44H37ZM11 44H12V47H11ZM31 44H33V45H31ZM57 44V46L55 47V45ZM59 44H60V47H58L59 46ZM62 44V45H61ZM64 44V45H63ZM73 44V45H72ZM76 44V45H75ZM6 46V47H4V46ZM14 45V46H13ZM16 45H17V47L19 48V47H21V48H17L16 47ZM27 45H30L31 46V48H30V46H27ZM37 45V46H36ZM52 45V46H51ZM54 45V46H53ZM129 45V46H128ZM35 46V47H34ZM65 46V47H64ZM71 46V47H70ZM74 46V47H73ZM23 47V48H22ZM26 49H25V48ZM37 47V48H36ZM41 47V48H40ZM50 47V48H49ZM67 47V48H66ZM76 47H80L81 48V50H83L82 52H80L81 50H78V48H76ZM2 48H4L5 50H2ZM15 48L17 49V52H15L16 50H15ZM45 50H44V49ZM53 48V49H52ZM66 48V49H65ZM21 49H22V51H21ZM23 49H25V51H23ZM39 49V50H38ZM42 49V50H41ZM49 49H50V51H49ZM54 49H56V51L54 50ZM6 50H10L12 53H10V51H7L8 53H10V54H8L7 52L5 53V51ZM19 50V51H18ZM26 50L28 51V52H26ZM30 50V51H29ZM38 50V51H37ZM41 50V51H40ZM33 51V52H32ZM35 51V52H34ZM37 51V52H36ZM55 53H54V52ZM59 51V52H58ZM76 51V52H75ZM77 51L78 52H80V53H78L77 54ZM21 52V53H20ZM22 52H24L23 54H22ZM26 52V53H25ZM29 52H32V53H30L31 54V56H29V57H32L33 56V59L32 58H30L29 59V57H28V55H30L29 54ZM61 52H63L62 54H61ZM66 52V53H65ZM70 52V53H69ZM5 53V54H4ZM21 55H20V54ZM39 54V58H38V54ZM54 53V54H53ZM59 53L62 55V57L63 58H65V60L61 57V55H59ZM8 54V55H7ZM19 54V55H18ZM25 54V55H24ZM35 54L37 55V56H35ZM64 54V55H63ZM68 54V55H67ZM80 54H81V57H80ZM23 55V56H22ZM27 55V56H26ZM51 55V56H50ZM72 55V56H71ZM76 55V56H75ZM78 55V56H77ZM4 57V56H6V57H4V58H1V57ZM25 56L27 57V59H29L30 61H29V64H31L32 63V61L34 60L35 62H33L32 64H31V66L30 65H28L27 63V59H25ZM54 56V57H53ZM56 56H57V58H56ZM7 57H8V59H7ZM10 57V58H9ZM20 57H22L21 58V61L22 62H24L23 64L25 65V64H27V66H26V68L27 69H30V71H28L26 68H25V66H21V70L20 69H18L19 67H20V65L22 64L20 61H18V60H20ZM44 57H46V58H44ZM136 57H137V59H136ZM19 58V59H18ZM50 60H48V59ZM61 58V59H60ZM71 58H73V59H71ZM75 58H78V60L77 59H75ZM80 58V59H79ZM82 58V59H81ZM85 58H86V60H85ZM92 58V59H91ZM32 59V60H31ZM40 59V60H39ZM45 59V60H44ZM58 59H60V60H58ZM63 59V60H62ZM70 59V60H69ZM84 59V60H83ZM90 59H91V61H90ZM8 62H7V61ZM24 60H26V61H24ZM39 60V61H38ZM42 60H43V62H42ZM57 60V61H56ZM7 63H6V62ZM18 61V62H17ZM63 61V62H62ZM71 63H70V62ZM79 61V62H78ZM85 61H87V62H89V63H87V62H85ZM2 62V63H1ZM38 62H39V64H38ZM45 62H46V64H45ZM48 62V63H47ZM91 62H93V63H95V64H93V63H91ZM12 63H15L16 64V66L17 67H15V64L13 65ZM21 63V64H20ZM37 63V64H36ZM41 63V64H40ZM22 64V65H23ZM45 64V65H44ZM62 64H64L65 65V67L62 65ZM68 64V65H67ZM85 64V65H84ZM89 64H91L90 66H89ZM10 65H13L14 66V69L10 66ZM44 65V66H43ZM47 65H49L46 69H45V67L47 66ZM60 65V66H59ZM74 65L76 66V69H77V71L76 72H78V74H79V76H78V74L77 73H75L74 72V70H75V67H74ZM81 65H82V67L84 68H82L81 67ZM96 65H97V67H96ZM37 66H39V67H37ZM68 66V67H67ZM71 66H73V68L71 67ZM87 66V67H86ZM94 66H95V68L96 69H94ZM1 67V66H0ZM11 67V68H10ZM37 69H36V68ZM51 67V68H50ZM71 67V68H70ZM80 67V68H79ZM140 67V68H139ZM34 68V69H33ZM44 68V69H43ZM61 68H63V69H61ZM65 68H67V70L65 69ZM87 68V69H86ZM98 68V69H97ZM15 69H17V71L18 72H14V71H16ZM78 69L79 70H82L81 72H83V71H85V72H87L86 74H88V75H85V76H83L82 75V73L80 72V71H78ZM14 70V71H13ZM25 70H27L28 71V75H26L27 74V71H25ZM31 70H32V74H34V77H36V78H42L43 77V75H44V77H45V79L47 80H45V82H44V80H43V78H42V80H41V78H40V80H39V78H38V80L36 79V78H32V74H30V72H31ZM35 70V71H34ZM39 70V71H38ZM49 70V71H48ZM66 71V73H64V71ZM68 70H70V71H68ZM86 70H88V71H86ZM96 70H99V71H96ZM4 72V73H2V72ZM22 71V72H21ZM41 71H42V73L43 74H41ZM44 71V72H43ZM51 71L53 72V73H51ZM62 71V72H61ZM90 71L92 72V71H94V73L92 72V73H90ZM103 71H104V73H103ZM142 71V72H141ZM6 72V73H5ZM8 72V73H7ZM19 72H21V73H19ZM24 72V73H23ZM72 74H71V73ZM81 74H80V73ZM85 72L83 73V74H85ZM90 74H89V73ZM45 73H47V74H45ZM69 73V74H68ZM75 73V74H74ZM97 73H102L100 76H105V77H103V78H105V79H101L102 77H100L99 76V74L97 75ZM154 73H155V75H154ZM2 74V75H1ZM7 74H10L9 76H11V77H13V79L15 78V80H12V78L10 77L9 78V76L7 75ZM59 74V75H58ZM66 74V75H65ZM77 74V75H76ZM42 75V76H41ZM56 75H58V76H56ZM63 75V76H62ZM70 75V76H69ZM72 75H75L76 76V78H75V76H72ZM80 75H82V76H80ZM90 75V76H89ZM4 76L6 77V79H4ZM15 76V75H14ZM31 76V77H30ZM67 76V77H66ZM87 76V77H86ZM28 77H29V81L30 80H32L31 82H30V84H31V87H32V89H31V87H30V89L32 90V92H31V90L29 89V85L27 86V83H26V81L28 80ZM61 77V78H60ZM74 77V78H73ZM81 77V79H79ZM84 77H86L85 79H86V81L84 80ZM89 77V78H88ZM93 79H92V78ZM96 77V78H95ZM11 80L10 82H11V85H9L10 84V82L8 81L9 79ZM73 78V79H72ZM95 78V79H94ZM153 78V79H152ZM26 79V80H25ZM50 79V80H49ZM68 79V80H67ZM73 81H72V80ZM98 79V80H97ZM152 79V80H151ZM24 80H25V84L23 83L24 82ZM54 80V81H53ZM63 80V81H62ZM67 82H66V81ZM78 83V84H76V86H75V81ZM83 80V81H82ZM87 80H89V84L87 85L86 84V82H87ZM99 80H101L100 81V84L98 83L99 82ZM104 82H103V81ZM29 81H28V83H29ZM41 81H42V83H41ZM92 81H94V83H92ZM96 81V82H95ZM16 82V84H17V87H20L19 88V92H21V93H16L17 91V87L15 88V89H13V87H15L16 86V84L14 85V83ZM20 82V83H19ZM35 82V83H34ZM66 82V83H65ZM73 82V83H72ZM75 82V83H74ZM82 82V83H81ZM102 82H103V85H102ZM7 83V84H6ZM13 83V84H12ZM21 83H23L22 85H20ZM46 85V86H44V84ZM65 83V84H64ZM86 85H85V84ZM97 83V84H96ZM158 83V84H157ZM3 84V85H2ZM57 84H58V86H57ZM84 84V85H83ZM2 85V86H1ZM5 85V86H4ZM14 85V86H13ZM18 85H20V86H18ZM34 85V86H33ZM43 85V86H42ZM137 85V86H136ZM9 86V87H8ZM59 86H61V87H59ZM1 87H2V89H1ZM5 88V90H4V88ZM12 87V88H11ZM42 87H45V88H47V92H46V90L44 89V88H42ZM70 87V88H69ZM74 87H76L75 89H74ZM78 87H79V89H82V90H78ZM171 87V88H170ZM8 88H10L9 90H8ZM25 88V89H24ZM41 88H42V90H41ZM58 88V89H57ZM24 91H23V90ZM41 90V92L44 94V92H45V94L46 95H43L41 92L39 93V91ZM61 89H63V90H61ZM71 89H72V91H71ZM169 89H171V90H169ZM21 90V91H20ZM25 90H26V92L27 93H30V97H31V99H30V97L29 96H27V95H25L24 93H26L25 92ZM27 90H30V92L29 91H27ZM35 90V91H34ZM50 90V91H49ZM52 90V91H51ZM53 90H55L56 92H57V90H59V92L60 93H56L55 91H54V93H52V94H49V93H51V92H53ZM61 90V91H60ZM76 90H77V92H76ZM87 90V91H86ZM5 91H7V92H5ZM9 91V92H8ZM11 91V92H10ZM13 91V92H12ZM23 91V92H22ZM49 91V92H48ZM78 91H79V94H78ZM90 91V92H89ZM2 92H3V94H2ZM5 92V93H4ZM35 92H36V94H37V96L35 95ZM65 92V93H64ZM77 93V95L75 94V93ZM89 92V93H88ZM91 92H92V94H94L93 95V97L91 96L92 94H91ZM48 93V94H47ZM81 93H84V95L83 94H81ZM105 93H106V95H105ZM107 93H110V96L107 94ZM2 94V95H1ZM5 94V95H4ZM7 94V95H6ZM21 94H22V96H23V98H22V96H21ZM58 94V95H57ZM60 94V95H59ZM63 94V95H62ZM71 96L72 94V96L70 97L69 95ZM86 94V95H85ZM91 94V95H90ZM167 94V95H166ZM4 95V96H3ZM11 95V96H10ZM13 95V96H12ZM15 95V96H14ZM47 95H51L53 98L54 97H56V102L54 101L55 100V98L53 99L51 96H47ZM56 95V96H55ZM61 95L63 96L62 98H60L61 97ZM84 97V96H89L88 98H86L85 97V100H83V98H81L82 96ZM8 96H9V98H8ZM20 98H19V97ZM26 96V97H25ZM40 96H42V97H40ZM44 96H46V97H44ZM59 98H58V97ZM79 96V97H78ZM99 97V99H101L102 101H104V103L105 104H103L102 103V101L101 100H99L97 97ZM116 98H114V97ZM3 99H2V98ZM7 97V98H6ZM38 97H40L39 99H41V100H39L38 99ZM50 97L52 98L51 99V101H50ZM66 97V98H65ZM92 97V98H91ZM101 97H104L103 99L101 98ZM107 97H108V99H107ZM169 97H171V98H169ZM45 98H46V100H45ZM59 100H58V99ZM65 98V99H64ZM70 98V99H69ZM74 98L77 100L76 102H75V100H74ZM81 98V99H80ZM110 98V99H109ZM111 98H113V99H111ZM13 99H15V100H13ZM30 99V100H29ZM48 99H49V101H48ZM87 99H88V101H87ZM2 100V101H1ZM8 100V101H7ZM29 102H28V101ZM31 100H35L34 102L33 101H31ZM38 100L40 101V104H39V102H38ZM46 102H49V103H51V104H46L45 105V101ZM58 100V101H57ZM63 100V101H62ZM70 100V101H69ZM78 100H80V101H78ZM81 100H83L84 102H83V104H84V106H86V107H84L83 106V104L82 105H80V103H81ZM91 100H93L94 102L96 101V103L94 104L93 103V101H91ZM98 100V101H97ZM109 100H110V102H109ZM115 100H117V101H115ZM15 101V102H14ZM24 101V102H23ZM26 101V102H25ZM60 101V106H62V108L60 107V106H58V105H56L57 104V102H59ZM67 101V102H66ZM17 102H18V104H20L21 103V105H18L17 106ZM28 102V106L25 104V103H27ZM31 102H33V104L36 106V107H34L32 104H31ZM45 102V103H44ZM65 102V105H66V108H64L65 107V105L63 104ZM71 102V103H70ZM77 102H79V105H77ZM88 103V105H92V107H91V109H89V107H87L88 105H85V103ZM97 102H99V103H97ZM130 104H129V103ZM30 103V104H29ZM37 103L39 104V105H37ZM44 105H43V104ZM89 103H91V104H89ZM102 103V104H101ZM108 103V104H107ZM111 103H114V105L112 104L111 105ZM11 104V105H10ZM14 104V105H13ZM24 104L26 105L25 106V108H26V110H25V108H24ZM53 104H55V106L53 105ZM59 104V103H58ZM73 105V106H71V108H69L70 107V105ZM75 104H76V106H75ZM100 104V106H98ZM3 105H5V106H3ZM9 105V106H8ZM13 105V106H12ZM16 105V106H15ZM42 105L44 106V108L42 107ZM64 105V106H63ZM119 105V106H118ZM145 105V106H144ZM6 106H8V107H6ZM12 106V107H11ZM15 106V107H14ZM20 106V107H19ZM41 106V108H39ZM68 106V107H67ZM121 106V107H120ZM18 107H19V109L20 110H22V111H20L19 109H18ZM31 107V108H30ZM32 107L34 108V109H32ZM59 107V108H58ZM76 107V109H74ZM102 107V108H101ZM119 107H120V109H119ZM139 107H140V109H139ZM12 108V109H11ZM13 108H17V109H13ZM37 108V109H36ZM43 108V109H42ZM73 108V109H72ZM82 108H83V110L87 113H84V114H82L83 113V111H82ZM118 108V109H117ZM9 109V110H8ZM31 109V110H30ZM40 109V110H39ZM52 109H54V110H52ZM64 109H65V111H67L66 113L67 114H69L70 116H68V115H66V113H65V115L66 116H64V113L62 114V112L64 111ZM68 109V110H67ZM71 109V110H70ZM94 109L95 110H100L101 109V112H107V111H103L104 109H108L109 111H108V113H106V114H104V113H101L100 111H98V112H96V111H94ZM137 109H139L140 110V112H139V110L137 111ZM141 109H143V110H141ZM8 110V111H7ZM34 110H37V112L35 111V113H37L38 115L37 116H39V117H43V115L45 114V115H47L46 117H45V115H44V118H43V120L46 118V119H48L49 118V120L48 121H46V124H47V122H49L48 123V125H46L45 126V124L43 125V123L45 122H41V124H40V121H42V119H40V121H39V117L38 118H36L34 121L33 120H30V119H34L35 117H34V115H36V114H34ZM51 110V111H50ZM58 110L61 112L60 113V115H63V117L62 116H58L59 114H58ZM74 110L76 111V112H74ZM111 110V111H110ZM13 111V112H12ZM17 111V112H16ZM20 113H19V112ZM26 111V112H25ZM33 111V112H32ZM40 111V112H39ZM42 111V112H41ZM5 112V113H4ZM8 114H7V113ZM23 114H22V113ZM31 114H30V113ZM44 112V113H43ZM47 112H49L50 114L48 115V113ZM91 112H93V113H91ZM99 112H100V114L101 115H105V117H106V115L108 114L109 116H107L108 118L109 117H111V121L108 119V118H106V119H104L105 117L104 116H101V115H99ZM112 112V113H111ZM139 112V113H138ZM146 112V113H145ZM43 113V114H42ZM78 113V114H77ZM80 113V114H79ZM90 113L92 114V115H90ZM95 113V114H94ZM142 113H143V115H142ZM145 113V114H144ZM9 114V115H10ZM17 114V115H16ZM21 114L23 115L22 117H21ZM25 114V115H24ZM26 114H28V115H26ZM72 114V115H71ZM122 114V115H121ZM33 115V116H32ZM93 115H95V116H93ZM12 116H9V117H12ZM17 116V117H16ZM18 116H20V117H18ZM27 116V117H26ZM30 116H32V117H29ZM36 116V117H37ZM51 116H53L52 118V120L50 121V117ZM67 116H68V118H69V120L70 119H72V120H70V121H72V122H69V123H67ZM89 116V117H88ZM90 116H91V118H90ZM101 116V117H100ZM141 116H142V118H141ZM158 116V117H157ZM25 118V122L23 121V119ZM55 117H56V119H55ZM60 118V117H62V118H60L59 120L61 121V119H64V120H62V121H64L65 122V126H62L61 124H63L64 125V122L62 123V121L60 122H58L57 120V118ZM70 117H72V118H70ZM79 117H80V119L81 118H83L84 120H79ZM87 117V118H86ZM99 119H97V118ZM102 117H104V118H102ZM113 117V118H112ZM139 117H140V119H139ZM148 118V119H145V118ZM17 120H16V119ZM73 118H74V120H73ZM90 118V119H89ZM125 118V119H124ZM22 119V120H21ZM38 119V120H37ZM45 119V120H46ZM101 119H104V120H101ZM37 120V121H36ZM56 121V122H58V123H61V124H58V123H52L53 121ZM77 120H79V121H77ZM97 120V121H96ZM107 120V121H106ZM114 120V121H113ZM142 120V121H141ZM147 122H146V121ZM16 121H19V122H16ZM31 121V122H30ZM32 121L34 122V123H36V122H38V123H36V125L34 124V123H32ZM73 121H77V122H73ZM106 121V122H105ZM108 121H110V123L112 124V122H114V124L113 125H111ZM140 121V122H139ZM144 121V122H143ZM15 122H16V124H15ZM51 122V123H50ZM91 122V123H90ZM98 122V123H97ZM106 124H108V125H106ZM119 122H120V124H119ZM134 122V123H133ZM159 122V123H158ZM23 123V129H24V131H22V128L21 129H19L20 128V124H22ZM30 123H32V125L30 124ZM80 123L81 124H83L82 126L80 125ZM116 123V124H115ZM134 124L133 126H131V124ZM142 123V124H141ZM152 123V124H151ZM18 124L20 125V126H18ZM25 124V125H24ZM50 124H57V125H61L62 127H59V126H57L56 125V127H55V125L52 127L53 128V130H56L57 129V131L59 130V132H60V128H62V132H57V131H53V132H51V130H50ZM103 124V125H102ZM105 124V125H104ZM110 124V125H109ZM154 124V125H153ZM40 125L42 126L41 128L43 129V130H40L39 128H40ZM79 125V126H78ZM87 125V126H86ZM117 125V126H116ZM122 125V126H121ZM142 125H144L143 127H142ZM146 125V126H145ZM148 125H150V127H152L151 125H153L154 127H152L153 129H151L150 127H148V128H150V129H144L145 127L147 128V126ZM26 126V127H25ZM31 128H30V127ZM39 126V127H38ZM47 126L49 127V128H47ZM81 126V127H80ZM17 127H19V128H17ZM34 127V128H33ZM38 127V128H37ZM44 127H46L47 128V131H45V129L46 128H44ZM54 127H55V129H54ZM65 127V128H64ZM80 127V129H82L83 131L81 132V135H80V133L78 134V132H76V131H81L80 129H78ZM84 127V128H83ZM104 127H105V129H104ZM115 127H118V128H115ZM135 129V128H137L138 130H137V132L133 129V128ZM139 127V128H138ZM26 128V129H25ZM59 128V129H58ZM63 128L65 129V131H67L68 129L67 128H69V131H67L68 132V136H66L65 135V132L63 131ZM95 128V129H94ZM121 128V129H120ZM122 128H124L123 130H122ZM126 128V129H125ZM130 128H131V130H130ZM155 128V129H154ZM36 131H35V130ZM50 130V132H49V130ZM67 129V130H66ZM92 129L94 130V131H92ZM109 129V130H108ZM119 129V130H118ZM132 129L134 130V132L132 131ZM141 129H144V130H142V131H140ZM33 130V131H32ZM41 132H40V131ZM88 130V131H87ZM106 130H108V131H106ZM115 130L117 131L118 130V132H115ZM124 130H125V132H124ZM147 130V131H146ZM153 130V131H152ZM161 130H162V132H161ZM197 130V131H196ZM38 131V132H37ZM85 131V132H84ZM119 131H120V133H119ZM172 132L171 134H173V133H175L177 136H178V138L176 139V136L174 137V139L176 140V141H174V139H173V137H172V139L170 138L171 137V134H170V132ZM194 131V132H193ZM25 132L26 134L25 135H27L26 137V139H27V141H29L28 142V144H26L27 142H25V141H23V142H21L23 139H24V137L22 136V135H24L23 133ZM30 132H32L31 134H30ZM34 132V133H33ZM58 134H57V133ZM112 132V133H111ZM136 132V133H135ZM159 132V133H158ZM166 132V133H165ZM216 132V133H215ZM22 133V134H21ZM36 133V134H35ZM40 133H42V134H40ZM46 133V134H45ZM49 133H51V134H49ZM65 135H63V134ZM70 133V134H69ZM84 133H86V134H84ZM90 133H91V135H97V137L96 138H93V139H96V141L94 140V141H92V139L91 140H88V139H90L91 138V136H90ZM109 133V134H108ZM115 133H119L120 135H119V137L117 136V134H115ZM128 133V134H127ZM144 133H147V134H144ZM149 133V134H148ZM151 133V134H150ZM161 133H163L162 135L163 136H161V135H156V134H161ZM219 135H218V134ZM34 136H33V135ZM48 134V135H47ZM62 135V136H60V135ZM67 134V133H66ZM89 136H88V135ZM111 134H112V136H111ZM113 134H115V137H117V138H121L122 137V139H124L123 141V143H121L122 142V139L120 140V139H117L116 138V140H117V142H115L116 140H115V138H114V135ZM125 135V137H124V135ZM132 134H134V135H136V136H134V135H132ZM138 134V135H137ZM142 134H144V136L142 135ZM153 134V135H152ZM165 134H167V135H165ZM40 135V136H39ZM57 135V140L55 139V136ZM76 136V137H74V136ZM85 135H87V137H85ZM122 135V136H121ZM168 135H170V137L168 136ZM174 135V134H173ZM172 135V136H173ZM79 136H80V138H79ZM121 136V137H120ZM137 136H139V137H137ZM166 136V137H165ZM168 136V137H167ZM195 136V137H194ZM197 136V137H196ZM28 137H29V140H28ZM41 137V138H40ZM49 137V138H48ZM54 137V138H53ZM62 137V138H61ZM82 137V138H81ZM93 137H95V136H93ZM112 139H111V138ZM127 137L129 138V137H131V138H133V139H131L130 141L127 139ZM145 137V138H144ZM157 137H158V139H157ZM162 137V138H161ZM179 137L181 138V139H179ZM23 138V139H22ZM51 138V139H50ZM83 138H86L85 140H80L79 141V139H83ZM136 140H135V139ZM143 138H144V140H143ZM148 138V139H147ZM169 138V139H168ZM19 139H20V141H19ZM22 139V140H21ZM30 139L32 140V144L36 147H38V150H39V148H40V150H42V154L37 150V148L35 149L34 148V146H29V147H31V148H34V149H31V148H29L28 147V145L30 144L31 145V142H30ZM47 139H49L48 141H46ZM98 139V140H97ZM115 141H114V140ZM141 139V140H140ZM166 139L168 140V141H166ZM183 139V140H182ZM189 139V140H188ZM56 141V142H54V141ZM78 140V141H77ZM118 140H120L119 142L122 144H120V143H118ZM126 140H127V142H126ZM147 140H148V142H147ZM172 142H171V141ZM177 140L179 141V140H181V141H179V142H177ZM186 140V141H185ZM188 140V141H187ZM50 141V142H49ZM52 141V142H51ZM57 141H59L58 143L60 144L61 143V145H62V147L60 148L59 146V144H56L57 143ZM84 141H87V142H85V144L87 143L88 144V142L90 141L91 143L89 144V147L90 148H92V149H90L91 151H94L93 150V146H91L92 144H97L98 145V143H97V141L99 142V146H101V148L99 147V146H97L96 145V147H94V148H99V149H95V152H91L92 154H94L95 153V158L97 157V159L99 158L98 156H96L97 155V153L99 154V156H101L99 159H101L100 160V166H96V164H94L93 163V161H92V159H91V164H89V165H85V164H82L83 162H87L88 161V158L86 159L85 158V160L83 159V161H82V158L81 157H85L86 155L87 156H90V155H92L91 153H90V150L89 149H86V147L88 148V146H86V147H84V146H81V147H79L80 146V144L82 145L83 143H80V142H84ZM112 141H114L115 143H113ZM132 141V142H131ZM145 143H144V142ZM185 141V142H184ZM236 141V142H235ZM95 142V143H94ZM130 142H131V145H133V146H131L130 145ZM169 142H171V143H169ZM180 142H183L182 143V146H181V143ZM55 143V145L53 146V145H51V144H54ZM127 143V144H126ZM133 143V144H132ZM140 143H141V145L143 146V144H145V146L146 147H148V149H149V147H151V145L152 146H154V148H152L151 147V151H152V149H154L153 151L155 152V149H156V155H155V160L157 159V161H156V163L158 162V159L159 160H162L161 162H158L155 166L153 165V164H155V163H151V166L153 167V168H150V165H148V164H150V161H149V163L147 164V163H144V165L145 164H147L149 167H146V166H143L142 164H143V162L145 161V159H146V162H148L147 161V154H144V153H146L145 152V150H143L144 152L142 153L141 151H142V146H141V150H137L138 149V146H140ZM143 143V144H142ZM175 143H180V144H178V145H180V147H183V151L181 150V149H179L178 151H177V149H178V145H176L177 146V148L176 147H174L175 145H173V144H175ZM186 143V144H185ZM187 143H189V144H187ZM75 144V145H74ZM77 144H79V145H77ZM85 144H83V145H85ZM114 144V145H113ZM120 144V145H119ZM136 144H139L137 147H136ZM155 144H158V145H161L162 147H160L159 149H157V147H158V145H157V147L155 148ZM169 144V145H168ZM185 145V147H184V145ZM23 145H25V149L26 150H24V148H21V146H23ZM27 145V146H26ZM39 145V146H38ZM41 145V146H40ZM56 145H58V146H56ZM77 145V146H76ZM115 145L117 146V147H115ZM123 145L126 147H123ZM127 145V146H126ZM188 145V146H187ZM95 146V145H94ZM122 147V149H121V147ZM24 147V146H23ZM54 147H59L60 149H58V148H54ZM118 147H120V148H118ZM128 147H130L129 148V150H131L132 149V152H134V153H136V154H134V153H131V151H129L128 150ZM169 147V148H168ZM212 147V148H211ZM19 148H21V150L19 149ZM43 148H44V150H43ZM117 148L118 149H120V151L119 150H117ZM134 148H136V150L134 149ZM168 148V149H167ZM192 149V152L194 153L195 152V157H193L190 153H191V149ZM28 149H29V151H28ZM79 149H80V152H78L79 151ZM83 149H85V153L83 152V154H85V156L83 155V154H80V153H82L81 151ZM144 149V148H143ZM147 149V150H148ZM170 149V150H169ZM184 149H185V151H184ZM194 149H197V152L194 150ZM215 149V150H214ZM248 151H246V150ZM31 150L33 151V153L31 152ZM59 150H62V154H60V152H59ZM87 150V151H86ZM123 150V151H122ZM160 150V151H161ZM165 150V149H164ZM165 150V151H166ZM190 150V151H189ZM242 150V151H241ZM34 151H35V153H34ZM102 153V155H100L101 153ZM122 151V153H119V152H121ZM125 151H129L128 152V157L126 156V153H125ZM135 151H138V153L137 152H135ZM150 151V152H151ZM152 151V152H153ZM159 151V152H160ZM165 151H164V153H165ZM166 151V152H167ZM201 151V152H200ZM28 152H29V154L31 155V153L33 154V156H34V154H35V156L34 157H32V156H30L29 154H28ZM31 152V153H30ZM38 152V153H37ZM72 152H73V154H72ZM74 152H75V154H74ZM76 152H78V155H77V153ZM124 152V153H123ZM139 152H140V154L141 155H144L145 157H142L140 154H139ZM153 152V153H154ZM161 152H163V151H161ZM181 152H185V154H183V153H181ZM247 152V153H246ZM132 155V157H133V154L136 156L137 154H138V158H136L135 156H134V159L136 158L137 160L138 159H141L140 158V156L142 157V159L140 160V161H143L142 162V164H141V162H139V160L138 161H132V160H134V159H129L130 157H129V155L130 154ZM175 153H176V155H175ZM187 153H188V155L191 157H193V159L196 161H194L193 159H192V157L190 158H188V155H187ZM200 153H203L204 155H201ZM27 154V155H26ZM37 154V155H36ZM80 154V155H79ZM124 155V156H126L125 158L128 160V161H126L125 159H124V156H123V158H122V156L121 155ZM149 154V153H148ZM155 154V153H154ZM21 155V156H20ZM23 155V156H22ZM29 155V156H28ZM38 155H40V156H38ZM43 155V156H42ZM72 155V156H71ZM75 157H74V156ZM149 155H151L150 157L152 158V154H149ZM180 155V156H179ZM183 155V156H182ZM196 155H197V157H196ZM216 155V156H215ZM77 156V157H76ZM80 156V157H79ZM121 156V157H120ZM169 156V155H168ZM200 156H203V158H206L205 160L203 159V158H200ZM218 156V157H217ZM26 157V158H27ZM31 157V158H30ZM37 157V158H36ZM39 157V158H38ZM44 157V158H43ZM46 157V158H45ZM72 157V158H71ZM91 157V156H90ZM94 156H92V158H93ZM154 157V156H153ZM199 157V158H198ZM26 158H25V160L24 161H26ZM40 158H41V160H44V161H41L40 160ZM78 160H77V159ZM149 158V157H148ZM168 158H170V156L168 157ZM168 158L166 159V162H167V160H168ZM172 158V157H171ZM186 158V159H185ZM197 158L199 159V160H197ZM220 160H219V159ZM39 159V160H38ZM46 159H48V161L46 160ZM70 159V160H69ZM72 159V160H71ZM76 159V161L77 162H81L82 161V165L84 166V167H86V166H88L87 168H86V171H84V172H82V170H80L79 168L78 169H76L75 167H73V169L71 168V166H70V168L72 169V171H74V169H76L74 172H72V171H70L71 169H69V168H67V165H70V163L69 162H72L73 160H75ZM94 159V158H93ZM97 159H95L94 160V162L95 163H98L96 160ZM121 159V160H120ZM153 159V158H152ZM152 159H148V160H151V162L153 161H155V160H152ZM164 159V160H165ZM174 158H172V160H173ZM181 159V160H180ZM188 159H192V160H190L191 162L193 161V163H192V165H194L193 167H192V165L190 166L191 168H193V171H191V175H189L188 173L190 172V170H189V172H188V170H187V167H184L185 165H187L190 161L188 160ZM204 161H202V160ZM50 160V161H49ZM81 160V161H80ZM120 160V161H119ZM122 160H124V161H126V162H124V161H122ZM130 160V161H129ZM189 161V162H187V161ZM47 161V162H46ZM74 162L73 164H76L77 162ZM112 161V162H111ZM198 161V162H197ZM28 162H30V163H28ZM50 162H52V163H50ZM119 164H118V163ZM124 162V163H123ZM130 162V163H129ZM133 162V163H132ZM136 162H139L141 165L140 166H137V167H134L133 165H135L136 164ZM165 162V161H164ZM163 162V163H164ZM165 162V163H166ZM172 162V161H171ZM173 162H174V160H173ZM202 162H203V164H202ZM206 162H209V164L208 163H206ZM44 163H45V165H44ZM47 163H48V166H47ZM64 163H67V164H64ZM69 163V164H68ZM89 163V162H88ZM87 163V164H88ZM113 163V164H112ZM115 163V164H114ZM122 163V164H121ZM125 163H127V164H125ZM167 163H169L170 164V162L168 161ZM176 163V162H175ZM187 163V164H186ZM196 163H197V165H196ZM200 163V166H198V164ZM209 166V165H211V167L209 166L208 168H209V171H208V168L207 169H205V165L206 164ZM31 164V165H30ZM33 164V165H32ZM81 164H79V166L81 165ZM93 164L96 166V167H94L93 166ZM116 164H118L119 166H117ZM125 164V165H124ZM182 164H185L183 167L185 168V170H184V168H182ZM191 164V163H190ZM189 164V165H190ZM65 166V168H63L64 166ZM81 165V166H82ZM114 165V166H113ZM124 166V167H122L121 168V166ZM128 165H130V167L133 169V170H131L130 169V167H128ZM137 165H139V164H137ZM189 165H188V167H189ZM219 165V166H218ZM48 168H47V167ZM50 166V167H49ZM61 166H62V168L64 169H62L61 168ZM75 166V165H74ZM76 166H77V164H76ZM78 166V167H79ZM82 166V167H83ZM109 166V167H108ZM133 166V167H132ZM69 167V166H68ZM81 167V168H82ZM127 167V168H126ZM157 167V168H156ZM196 167V170L198 171V173H197V175L195 176V178L196 179H194L193 178V176H194V174L195 173H193L194 172V168ZM204 167V168H203ZM92 168V169H93ZM124 168V169H123ZM62 169V170H61ZM68 169H69V171L70 172H72L71 173V175H69L70 173H68L67 174V172H68ZM88 169V170H87ZM110 169H112V170H110ZM200 169V170H199ZM35 170V169H34ZM67 170V171H66ZM85 170V169H84ZM108 170H110L109 172H108ZM150 171V172H147V171ZM211 170V171H210ZM215 170H216V172H215ZM65 171V173H63ZM199 171H201V172H199ZM36 172V171H35ZM59 172V173H58ZM99 172L102 174V175H100L99 174ZM154 172V173H153ZM156 172V173H155ZM175 171H174V173H176ZM208 172V173H207ZM49 173V174H48ZM132 173V174H131ZM142 173H143V171H142ZM173 173V174H174ZM176 173V174H177ZM193 173V174H192ZM200 173H202L201 175H200ZM230 173V174H229ZM42 174V173H41ZM41 174H40V176H41ZM95 174V175H94ZM108 174V175H107ZM131 174V175H130ZM138 174H136L137 176H138ZM176 174H174V175H172V178H175L177 175ZM199 174V175H198ZM35 175H37L38 176V174H35ZM49 175V176H48ZM75 175V176H76ZM86 174H83V177L84 176H87ZM111 175V176H110ZM205 175H208V176H205ZM233 176V177H229V176ZM263 175V176H262ZM72 176V177H71ZM74 176V177H75ZM100 176V177H99ZM142 176H144L143 178H142ZM150 177H151V175H149ZM148 176V177H149ZM157 176H159V175H157ZM169 176V175H168ZM192 176V177H191ZM202 176V177H201ZM90 176H88V178H89ZM92 177V176H91ZM92 177V178H93ZM114 177V178H113ZM144 180H142L141 178ZM149 177V178H150ZM188 177H189V179H188ZM219 177V179H222L221 181H219L220 182V184L218 183V186L220 187V185L221 184H223V186H222V188H223V190H222V188H220V192H219V188L217 187V184H215L217 181H218V179L215 181V179L216 178H218ZM51 178V179H52ZM65 178H63V175H62V178H60L59 180H64ZM68 178V179H69ZM88 178H87V181H89L88 180ZM91 178V179H92ZM166 178H167V175H166ZM49 179V178H48ZM75 179V178H74ZM94 179V178H93ZM116 181H115V180ZM130 179V180H129ZM138 179V180H137ZM139 179H141L140 181H139ZM191 179V180H190ZM194 179V180H193ZM203 180L204 182H205V185H207L208 187H210V188H208L207 186V188L203 191L202 190V187H200V186H198V185H200V182H199V180ZM83 180V179H82ZM86 180V179H85ZM85 180H84V182H85ZM99 180H101V179H99ZM104 180V179H103ZM107 180V181H108ZM113 180V181H112ZM183 180V181H182ZM189 182H188V181ZM192 180H193V182H192ZM77 181V180H76ZM75 181V182H76ZM95 181V179L94 180H92L91 181V184H92V182H94ZM97 181V180H96ZM95 181V182H96ZM105 181V180H104ZM115 181V182H114ZM128 181L129 182H131V184L130 185H128V184H126V182L128 183ZM135 181V182H134ZM136 181H137V183H136ZM141 181H143L141 184V187L139 186L140 185V182ZM197 181V183L195 184L194 182H196ZM90 182V181H89ZM103 182V181H102ZM134 182V183H133ZM187 182V183H186ZM207 182H209V183H207ZM251 182V183H250ZM83 183V182H82ZM107 183L108 182H105V184L107 185ZM114 183H116V184H114ZM136 183V184H135ZM193 183V184H192ZM214 183V184H213ZM97 184H99V182L97 183ZM102 184V183H101ZM121 186H120V185ZM125 184V185H124ZM133 184V185H132ZM184 184L182 183V185L184 186ZM209 184L211 185V186H209ZM213 184V185H212ZM88 186V184L85 182V185L84 186ZM94 185V184H93ZM100 185V184H99ZM107 185V186H108ZM139 187V189H138V187ZM175 185V184H174ZM83 186V185H82ZM179 186H181L180 184H179ZM182 186V187H183ZM185 186H187V185H185ZM215 186V187H214ZM232 186V187H231ZM250 186V187H249ZM81 187V186H80ZM89 187V186H88ZM92 187V186H91ZM94 187V186H93ZM102 187V186H101ZM101 187H99V188H101ZM103 187H104V183H103ZM106 187V186H105ZM123 187V188H122ZM135 187H137V188H135ZM191 187V186H190ZM218 189H217V188ZM82 188V187H81ZM85 188V187H84ZM96 188V187H95ZM127 188V189H126ZM143 188V189H142ZM148 188H150V187H148ZM188 188H189V185H188ZM85 189H87V187L85 188ZM105 188H103V190H104ZM106 190V191H107ZM125 190V191H124ZM149 191H150V189H148ZM197 190V188L195 187V190L194 191H196ZM239 190V191H238ZM83 191V190H82ZM87 191H88V189H87ZM92 191H95V189H93ZM99 191H101V190H99ZM106 191H104V192H106ZM128 191H130V189L128 190ZM128 191H127V193H128ZM132 191V192H133ZM142 191V192H141ZM151 191H153V189L151 188ZM220 193H218V192ZM226 191V192H225ZM233 191V192H232ZM258 191V192H257ZM97 192V191H96ZM131 191H130V193L131 194H129V195H136L137 193L135 192V194H133ZM197 192V191H196ZM86 193V192H85ZM85 193H83V194H85ZM95 193V192H94ZM102 193V192H101ZM138 193V194H139ZM229 193V194H228ZM233 193V194H232ZM174 193H172V195H173ZM99 195V194H98ZM127 195V194H126ZM128 195V196H129ZM169 195V194H168ZM171 195V193H170V195L169 196H172ZM244 195V196H243ZM130 197V196H129ZM129 197L127 198L128 200H129ZM131 197H133V196H131ZM173 197H175V196H173ZM227 197V198H226ZM253 197V198H252ZM128 200L127 201H125L124 202V205H125V203H128ZM83 202V201H82ZM251 204V205H250ZM233 205V206H232ZM253 205V206H252ZM126 206V205H125ZM220 207V206H219ZM232 207H234V208H232ZM236 208V210H234ZM216 209H218L217 207H216ZM227 211V212H225V211ZM228 210L229 211H231V210H233L234 212H231V213H229V216H230V214H232V213H235V216H234V214L233 215H231V217L229 218V216L227 217V215H228ZM80 212V211H79ZM236 212H237V214H236ZM247 213V214H246ZM239 215V216H238ZM248 215H250V216H248ZM257 217H256V216ZM247 216V217H246ZM234 217V218H233ZM246 217V218H245ZM254 219H253V218ZM255 217L257 218V222L259 221V223H257V222H255ZM233 218V219H232ZM247 218H249V219H247ZM251 219L253 220V221H251ZM259 219V220H258ZM230 220V221H229ZM245 221H246V223H245ZM251 224H250V223ZM235 223V224H234ZM252 224H253V226H252ZM255 224L257 225V226H255ZM251 225V226H250ZM262 226H261V229H263L262 228ZM246 227H248V228H246ZM260 227V226H259ZM258 227V228H259ZM245 228V229H244ZM255 228V229H256ZM228 229H229V227H228ZM255 229H253L254 230V232H257L258 230H256L255 231ZM240 230L238 231V233H240ZM263 231V230H262ZM261 231V232H262ZM259 232V231H258ZM260 232V233H261ZM232 233V232H231ZM263 233V232H262ZM232 234H234V233H232ZM235 234H237V233H235ZM263 240H264V237L262 238ZM264 242V241H263Z\"/></svg>",
	"mask_w": 264,
	"mask_h": 264
}]
</instances>
